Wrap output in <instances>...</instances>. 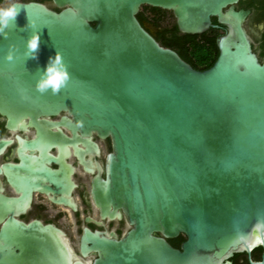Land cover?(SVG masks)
Returning a JSON list of instances; mask_svg holds the SVG:
<instances>
[{"label":"water","instance_id":"1","mask_svg":"<svg viewBox=\"0 0 264 264\" xmlns=\"http://www.w3.org/2000/svg\"><path fill=\"white\" fill-rule=\"evenodd\" d=\"M51 1L15 2L25 8L0 33V112L9 126L110 138L95 199L103 217L122 211L131 228L121 239L86 229L76 258L57 230L12 221L0 264H232L264 248L252 247L264 240V64L248 13L234 9L240 0ZM145 6L171 12L182 34L225 27L214 65L197 70L162 46L138 19ZM33 32L38 59L27 49ZM56 52L70 79L41 93ZM61 113L70 118L45 119ZM179 237L176 248L169 241Z\"/></svg>","mask_w":264,"mask_h":264},{"label":"flooded vegetation","instance_id":"2","mask_svg":"<svg viewBox=\"0 0 264 264\" xmlns=\"http://www.w3.org/2000/svg\"><path fill=\"white\" fill-rule=\"evenodd\" d=\"M13 2L47 5L52 1ZM234 9L248 13L244 27L253 52L264 64V0H240ZM141 23L157 38L151 24ZM64 116L68 115L61 113L45 119L59 123ZM29 122L9 126L0 112V237L12 221L38 223L62 233L76 258H82L80 247L86 229L106 237H124L131 227L123 212L120 218L103 217L95 199L99 180L106 179L111 139L96 133L83 136L79 129L63 125L37 127ZM247 258L250 261L252 255ZM244 261L245 257L231 260L232 264Z\"/></svg>","mask_w":264,"mask_h":264},{"label":"trees","instance_id":"3","mask_svg":"<svg viewBox=\"0 0 264 264\" xmlns=\"http://www.w3.org/2000/svg\"><path fill=\"white\" fill-rule=\"evenodd\" d=\"M146 7V6H145ZM153 11H159L160 9L150 8ZM138 19L140 22L145 21L143 13H139ZM214 24H218L217 20H213ZM226 33L225 27L219 29H210L203 35H186L179 32L176 24L171 28L165 29L157 33L156 40L164 47L175 50L186 62H188L193 68L197 70H207L211 68L216 62L219 51L216 45V39ZM200 58L199 60L196 58ZM209 58L208 63L204 62V59ZM184 241L183 237H179L169 242L176 248L180 247V244ZM239 257H245L243 264H249V259L246 254L236 255L233 261ZM252 259L254 261L264 260V248L258 247L252 252Z\"/></svg>","mask_w":264,"mask_h":264},{"label":"clouds","instance_id":"4","mask_svg":"<svg viewBox=\"0 0 264 264\" xmlns=\"http://www.w3.org/2000/svg\"><path fill=\"white\" fill-rule=\"evenodd\" d=\"M21 8H25V6L15 2H9L4 5L3 0H0V33H4L6 28L15 24V19ZM33 24L34 22L29 20L28 25ZM39 46L40 33L33 32L27 40V49L33 54L30 58L38 59ZM5 59L9 61L13 59L11 51L6 55ZM69 79L70 76L66 70V66L62 62L61 54L56 52L55 56H50L48 58V63L44 67V71L41 73L40 78L36 82V89L41 93L51 90L53 94H56L63 86L66 85ZM262 243H264V240L261 239V235H256L252 247L254 248Z\"/></svg>","mask_w":264,"mask_h":264},{"label":"rangeland","instance_id":"5","mask_svg":"<svg viewBox=\"0 0 264 264\" xmlns=\"http://www.w3.org/2000/svg\"><path fill=\"white\" fill-rule=\"evenodd\" d=\"M13 1L14 0H3V4L6 5L7 3L13 2ZM47 5H49L50 7L51 6L53 7L52 2H48ZM150 8L151 7H148V6L143 7L141 10V13H143L145 21L151 24L153 30L156 33L161 32L165 29L171 28L173 25L176 24L175 18L171 12L163 11V10L153 11ZM196 58L198 60L200 59L197 56ZM208 61H209V58L204 59L205 63H208Z\"/></svg>","mask_w":264,"mask_h":264}]
</instances>
